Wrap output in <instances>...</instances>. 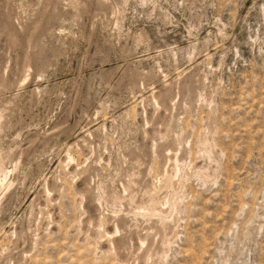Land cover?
<instances>
[{
    "label": "rangeland",
    "instance_id": "374dc122",
    "mask_svg": "<svg viewBox=\"0 0 264 264\" xmlns=\"http://www.w3.org/2000/svg\"><path fill=\"white\" fill-rule=\"evenodd\" d=\"M56 1L0 0V264H264V0Z\"/></svg>",
    "mask_w": 264,
    "mask_h": 264
},
{
    "label": "bare ground",
    "instance_id": "6f19581e",
    "mask_svg": "<svg viewBox=\"0 0 264 264\" xmlns=\"http://www.w3.org/2000/svg\"><path fill=\"white\" fill-rule=\"evenodd\" d=\"M55 1V0H54ZM63 1V0H62ZM61 0H58V1H56V4H57V7L60 5V7H61V4H63L64 2H62ZM100 0H96V2H99ZM70 2V1H69ZM73 2V1H72ZM75 2V1H74ZM73 2V3H74ZM77 2V1H76ZM81 2V1H80ZM101 2V1H100ZM71 3V2H70ZM79 3V2H78ZM77 3V4H78ZM80 4V3H79ZM75 5V4H74ZM55 6V5H54ZM5 8H7V1H5V6H4ZM70 7V6H69ZM63 8H64V6H62V8H61V10H63ZM54 10V9H53ZM56 11V10H55ZM57 12V11H56ZM59 12V11H58ZM1 17L0 18H2V19H11L10 17H11V15H9L7 12L5 13V11L4 12H2L1 13V15H0ZM4 22V21H3ZM5 23H7V22H5ZM8 23H9V21H8ZM6 25V24H5ZM8 25V24H7ZM10 25V24H9ZM14 25V24H13ZM10 26H12V25H10ZM3 28H5L4 26H3ZM6 28H7V26H6ZM12 28V27H11ZM13 28H15V27H13ZM12 28V29H13ZM5 29H3V31H4ZM7 30H10V29H8L7 28ZM2 31V32H3ZM9 33V32H8ZM10 34V33H9ZM32 36L34 35L33 33L31 34ZM10 36V35H9ZM13 39V38H12ZM14 42V41H13ZM12 42V43H13ZM16 42V41H15ZM28 43H31V39L29 40V42ZM30 55H29V53L27 52L26 54H25V60H24V63H23V67H22V74L24 75V79H23V81H26L28 78H29V76H30V57H29ZM4 78V77H3ZM21 80V79H20ZM153 93V92H152ZM151 97L152 98H154V94H152L151 95ZM159 102V101H158ZM1 119V118H0ZM145 119V118H144ZM1 121V120H0ZM206 144V143H205ZM207 148H206V152L209 154V155H211V153L213 152V149H212V147L213 146H211V144L209 143V144H207V146H206ZM165 159H167V160H170L171 158H172V155L171 154H169V153H166L165 155ZM2 172H3V170H2ZM2 174V173H1ZM9 174H10V172H9ZM8 174V175H9ZM3 175V174H2ZM1 175V176H2ZM5 176L3 177V178H1L0 177V185L1 186H5V184H7V182H8V180H7V177L8 176H6V174H4ZM10 183V182H9ZM152 203V202H151ZM154 208V207H153ZM152 208V209H153ZM156 210V209H155ZM152 211V210H151ZM150 211V212H151ZM155 212V211H154ZM123 219V218H122ZM93 220V219H92ZM169 224V223H168ZM98 225V224H97ZM158 225V227H156L155 229H154V231H149V232H147L144 236H139L138 237V240H139V242L137 243V245H136V248H135V250L137 251V254L139 253L140 255H139V257H141L143 260H144V262H145V264H155L154 262H151V260L150 259H152V257H153V255L155 254V251H154V249H156V245H155V242H154V239H156V238H154L155 237V235H156V237L158 238V236H157V234L159 233H161L160 235H161V243H159V244H161L160 246H161V248L160 247H158V248H160V250H164L167 246H166V244H167V239H166V235H167V227H169L168 225H165V224H157ZM91 227V226H90ZM167 229V230H166ZM116 232H118V227H117V225H116V230H115ZM130 232V231H129ZM85 234V233H84ZM111 236V235H110ZM116 237V236H115ZM120 239V238H119ZM157 240V239H156ZM122 241V240H121ZM147 241H149V245H148V242ZM158 241V240H157ZM120 242V241H119ZM117 240H116V238H114V236L113 237H109L108 236V239H107V241H106V245H107V249H108V252H109V250H112V249H116L115 248V246L119 243ZM145 242H147V245L148 246H146V248H144L143 246L145 245L144 243ZM117 243V244H116ZM102 244H103V242H98V247L99 248H101L102 249ZM154 245H155V248H154ZM120 247V246H119ZM140 250H141V252H140ZM161 253V252H160ZM122 254V253H121ZM136 254V255H137ZM158 255H159V253H158ZM155 257V256H154ZM138 258V257H137ZM155 259V258H154ZM150 260V261H149ZM157 260V259H156ZM151 262V263H150ZM156 262V261H155ZM144 264V263H143Z\"/></svg>",
    "mask_w": 264,
    "mask_h": 264
}]
</instances>
